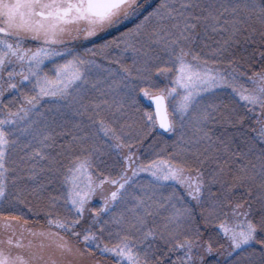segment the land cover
Returning a JSON list of instances; mask_svg holds the SVG:
<instances>
[{
    "label": "snow or ice",
    "instance_id": "snow-or-ice-1",
    "mask_svg": "<svg viewBox=\"0 0 264 264\" xmlns=\"http://www.w3.org/2000/svg\"><path fill=\"white\" fill-rule=\"evenodd\" d=\"M0 264H264V0H0Z\"/></svg>",
    "mask_w": 264,
    "mask_h": 264
},
{
    "label": "rangeland",
    "instance_id": "rangeland-1",
    "mask_svg": "<svg viewBox=\"0 0 264 264\" xmlns=\"http://www.w3.org/2000/svg\"><path fill=\"white\" fill-rule=\"evenodd\" d=\"M147 3H148L149 8H151V7L155 6L156 4H158L159 0H147ZM129 26H132L131 23L129 24ZM106 38L107 39H111L112 36L111 35H106ZM96 39H97V41L99 43H103V39H101L100 37H97ZM85 43H89V46H92L90 42H85ZM141 105L146 111H154L152 105L150 104V102L145 100V99H143V98H141ZM137 115H139V114H137ZM157 130L162 132V130H160V129H157ZM163 135H164L165 139H169V135L167 133H164ZM180 191L182 192V190H180ZM93 204L94 205H99L100 201L95 199V200H93Z\"/></svg>",
    "mask_w": 264,
    "mask_h": 264
},
{
    "label": "water",
    "instance_id": "water-1",
    "mask_svg": "<svg viewBox=\"0 0 264 264\" xmlns=\"http://www.w3.org/2000/svg\"><path fill=\"white\" fill-rule=\"evenodd\" d=\"M152 107H153V110H154V105H152Z\"/></svg>",
    "mask_w": 264,
    "mask_h": 264
},
{
    "label": "trees",
    "instance_id": "trees-1",
    "mask_svg": "<svg viewBox=\"0 0 264 264\" xmlns=\"http://www.w3.org/2000/svg\"><path fill=\"white\" fill-rule=\"evenodd\" d=\"M97 200H99V199H97Z\"/></svg>",
    "mask_w": 264,
    "mask_h": 264
}]
</instances>
